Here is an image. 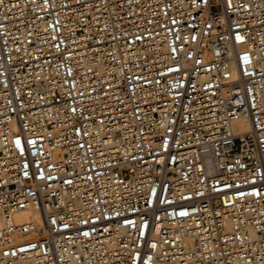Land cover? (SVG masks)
<instances>
[{"label": "built area", "instance_id": "1", "mask_svg": "<svg viewBox=\"0 0 264 264\" xmlns=\"http://www.w3.org/2000/svg\"><path fill=\"white\" fill-rule=\"evenodd\" d=\"M0 264H264V0H0Z\"/></svg>", "mask_w": 264, "mask_h": 264}]
</instances>
